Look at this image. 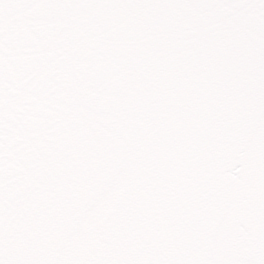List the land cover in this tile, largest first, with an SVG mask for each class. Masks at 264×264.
I'll return each instance as SVG.
<instances>
[{"label": "snow or ice", "instance_id": "snow-or-ice-1", "mask_svg": "<svg viewBox=\"0 0 264 264\" xmlns=\"http://www.w3.org/2000/svg\"><path fill=\"white\" fill-rule=\"evenodd\" d=\"M0 264H264V0H0Z\"/></svg>", "mask_w": 264, "mask_h": 264}]
</instances>
